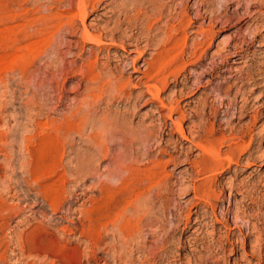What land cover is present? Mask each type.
Masks as SVG:
<instances>
[{"label":"rangeland","instance_id":"rangeland-1","mask_svg":"<svg viewBox=\"0 0 264 264\" xmlns=\"http://www.w3.org/2000/svg\"><path fill=\"white\" fill-rule=\"evenodd\" d=\"M58 1L0 0V264H188L187 260H191L189 264H264V252L260 255L252 247L257 236L264 248V156H260L264 151V138L258 139L264 128V109L257 113L255 101L259 92L264 93V37L252 44L250 34L254 32V19L250 15L264 8V0H202V5L198 0H102V4L90 12L87 20L90 26L102 27L109 22L110 28L112 22L120 20L123 22L121 33L125 36L155 37L157 41L165 38L168 28L176 25L186 13L185 18L194 22L187 33L190 43L186 61L191 58L194 41H200L193 33L195 28L200 24L208 28L207 22L212 20L214 36L210 47L202 48V62L190 65L180 77V80L188 78L186 89L181 94H172L175 87L170 80L163 98L177 100L181 106L189 105L184 108L188 114L184 120L187 132L200 129L205 135L213 125L219 136H228L232 130L231 137H239L238 132L249 127L244 144L251 143L253 154L251 158L250 153L241 156L237 165H224L217 174L200 175L185 164L169 165L164 172L157 171L158 179L165 182L147 195L148 204L140 215L132 212L133 216H143L134 240L125 244L124 238L120 242L122 238H112L113 233L109 231L101 245L92 251L80 234L85 224L82 213L90 205L87 201L90 196L99 197V187L103 184L117 186L123 175L115 169L117 160L148 170L155 162L166 160L164 154L180 155L182 161L188 153L180 149L185 141L170 131L172 122L166 116L167 111L156 113V105L146 102L148 95L136 100L133 106L134 95L144 92L143 86L128 87L126 91L133 94L130 98L104 93L100 100L90 102L88 92L95 85L87 83L82 72L92 45L86 44L85 54H81L77 46L81 23L77 22L76 29L60 28L53 42L44 41L47 34L50 36L52 26L58 25V17L65 16L76 0ZM254 2L257 3L253 6ZM122 4L132 7L130 13L133 14H120ZM251 5L253 8L249 7ZM101 7L114 9L116 14L109 17L110 13H104L106 10ZM200 12H204L202 19L197 17ZM150 25L153 27L148 29ZM107 48L99 51L94 47L100 66L106 63L114 66L116 56L126 55L122 49ZM29 49L32 50L28 52ZM235 53L244 57L239 64H232ZM18 56L24 57L19 60ZM142 64L143 60L138 66ZM247 70H251L253 81L247 77ZM126 76H130L131 84H136L141 75L131 74L130 70L124 78ZM261 103L264 104V99ZM194 108L204 113L195 121L189 119ZM78 109L80 115L73 118ZM256 113L257 120L249 124ZM66 118L74 122L83 118L84 127L65 141L61 164L51 161L52 147L40 157L38 151L44 135L41 125L49 121L53 126ZM176 118L174 115V120ZM190 123L196 128L191 129ZM98 140L103 145L97 147ZM223 144L221 150L225 152L227 143ZM194 148L192 155H188L191 160L200 154ZM32 152L33 158L29 156ZM248 158L252 166L244 169ZM88 166L96 171L89 170ZM63 173L68 179L66 193L75 194L72 190L76 188V193L81 195L77 203L69 195L63 209L52 212L42 195L49 186L59 185ZM193 185H201L204 191L200 193V200L195 199ZM209 186L214 193L205 198L203 194H207ZM190 211L201 214L198 224L193 223L198 217L194 214L185 225ZM129 214L132 216L131 212ZM226 227L231 229L229 235ZM246 234L251 235L244 240L242 235ZM235 240L240 242V247L234 246ZM114 245L116 249L112 250Z\"/></svg>","mask_w":264,"mask_h":264},{"label":"bare ground","instance_id":"bare-ground-1","mask_svg":"<svg viewBox=\"0 0 264 264\" xmlns=\"http://www.w3.org/2000/svg\"><path fill=\"white\" fill-rule=\"evenodd\" d=\"M198 3H200L202 5L203 1L198 0ZM255 3H257V2H254L252 5L254 6ZM48 4H49V2H48ZM101 4H102V0H76L74 3V7L68 8V10H67L68 13H66L65 16L60 15L58 17L59 23L56 22V24L58 23V25L52 26L50 36L47 34L48 38L44 39V41L47 43L51 42L52 39L54 38V35L56 34V32L58 30H60V28H62V27L66 26V28L76 29L77 28V22H80L82 29L79 30L80 41L78 42L77 46L79 47L81 54H83V53L85 54L86 44H88V45L91 44L93 47V48L91 47L90 49H88L89 51L87 53L89 54V57H88L86 62L84 61L85 62V71L82 72L85 81H88L87 83H91V84L95 85V87L94 86L91 87L89 92H88L89 94H88L87 98L92 100L90 102L94 103V101H93L94 99L100 100L104 93H115V94L120 95V97L123 96L126 98H130L133 94H129L126 91L128 87L137 88L138 86H143L145 91L134 95L135 102L133 103V106H135L137 104L136 100H139L140 98L145 97V95H148L149 99L147 98L146 102L156 105V107H157L156 113L161 114L163 111L164 112L167 111L168 115H166V114L165 115L172 122V127L170 126L171 127L170 131L172 133L173 132L177 133V135L180 136L183 141H185V143L181 146L180 149L187 150L186 153H188V154H187L186 158L182 161L179 160L180 155H179V157H176L173 155L164 154V155H166L167 159L166 160H160L159 162H155L153 164L155 166H153L151 169H148V170H139V169L135 168L134 165H131L132 162L126 164L125 162H122V159L119 161L117 160V162H118L117 168H115V167L114 168L117 169V171L119 173H121V174L123 173V175H121V177H120V180H119L117 186H110V185L103 184L101 187H99L98 188L99 197H91L90 196L89 199L87 200V201H89L90 205L87 209H85V211H84L85 213H82V214H84L85 224L82 226V229L80 230L81 231L80 234L82 237H84L88 241L89 248L91 249V251H92V249H94V247L97 248V246L99 247V245H101L104 236L107 235V233L109 231L113 233L112 238H114L115 236L118 238L121 237L122 238L121 241L118 240L120 242H122L123 238L125 240V242H124L125 244L128 240L132 241L133 237L138 233L140 225L143 223V219H142L143 216L141 215L142 218L141 217L139 218L137 214H139L141 212V210H143L147 206V204H148L147 195L154 188H157L161 184L162 181L165 182V180L161 179V181H160V179H158V175L156 173L157 171L164 172L166 170V168H168L169 165L185 164V165H191L192 169L196 170L197 174H200V173H202V174L203 173L204 174L205 173H209V174L212 173L213 174V173H216L217 171H219L220 169H222L224 167V165H228L229 167L231 164L237 165L239 163L238 161H239L240 157L243 155L250 153L249 154L250 158L253 155V154H251V148H252L251 143L249 142L248 144H244V140L246 139V137L248 138L249 127L245 131H242L243 129H241L238 132V134H240L239 137H231V135H233L232 130L228 136H225L224 134L219 136L218 135L219 133H217L213 129V125H212V128L210 129V131L207 132V134L202 135L203 132L200 131V129H198L199 131L197 130L198 132L197 131L195 132V130H196L195 125L196 124L193 122L195 125L193 126L190 123L192 125V126H190V128L195 129L194 130V132L196 133V136H195L193 134L194 132H187L186 128L184 127V120H185L186 116L188 115V114L187 115L185 114L184 108L188 104H183L181 106V103L177 100L170 99V98L169 99L163 98V94L166 92V90L170 86V80H172L174 87H175V90H173L172 94H174V95L175 94H181L186 89V85H188V83H189L188 78H185V79L183 78L182 80H180V77H181L182 73H185L187 71V68L190 65L196 66L202 62V56L204 53L203 52L204 50L202 48H205V47L209 48L211 45V40L214 36V30H213L214 24H213L212 20L207 22L208 28H206L202 24H200L199 26H197L195 28L194 32L191 30L199 38L200 41L199 42L194 41V43L192 45L193 50L191 52V58H190V60L186 61L185 56H187L186 50H187V46H188V42H189V37H188L187 33L189 32L188 30L190 28H193L192 24L194 22H192V20H190V19L185 18V17H187V14L185 12H184L185 13L184 16L181 19L179 18L180 19L179 22L178 23L176 22L177 23L176 25H171L170 28H168L169 29V32H167L168 35H166V37L163 38L162 40L157 41V40H155V37H147V38L143 39L140 37H134L132 35L125 36L123 33H121V27H123L122 26L123 22L120 20L112 22L113 24H112V27H110V28H109V25H110L109 22H106L102 27H96L93 25L92 26L88 25L87 20H88L89 14H91L90 12H94L96 10V5L100 6ZM252 5L249 7L253 8ZM246 7H248V6H246ZM101 9L106 10V11H104V13H110L109 17L112 16L113 14H116V13H114V9L108 10L105 7H103V8L101 7ZM131 10H132V7H129L128 5L122 4V6L119 7L118 11L120 14L125 16L127 13L131 14L130 13ZM183 11H184V9H183ZM134 13L136 14V12H134ZM251 14L252 15H250V14L249 15H250V18L254 19L253 20L254 23H252L253 28H254V32L250 33V34L253 35L252 44H255L258 41V39H263V37H264V8L263 9L260 8V10L254 11ZM203 15H204V12H200L197 15V17L202 19V18H204ZM188 17H189V14H188ZM136 18H137V16H136ZM139 18H141V17H139ZM63 19L64 20L66 19L65 23L63 22L64 21ZM96 19H98V18H96ZM185 19H186V21H185ZM52 22H54V21H52ZM168 23H169V21H168ZM46 25H47V23L44 26H46ZM48 27H50V26L48 25ZM152 27L153 26L149 27L148 29H150ZM142 28H143V26H142ZM129 29H130V27H129ZM47 32H49V31H47ZM129 32H130V30H129ZM13 33H14V31H13ZM57 33H59V32H57ZM74 33H75V31H74ZM119 35H120V37H119ZM51 45H52V43H51ZM42 46H40V48ZM94 47H96L99 51H103L107 47L108 48L109 47L110 48H119V49H122L126 55L121 54V55L116 56L114 58L115 59L114 66L108 65L109 63L108 64L106 63V64L100 66L99 65L100 62H98L97 55L95 54V51H94ZM226 47H228V44H227V46H225V49H226ZM27 48L28 47H26V49ZM31 50L32 49H29L27 51L29 52ZM150 50H152V53H148V51H150ZM221 50L222 49H220V51ZM100 53H102V52H100ZM133 53L136 54V56L131 57V55ZM237 53H235V55L233 56L235 59L232 61V64H239V63H241V60L244 59L243 56H240ZM146 55H148V57H149L148 59L147 58L144 59V57ZM18 57L20 60L21 56H18ZM22 57H24V56H22ZM83 60H84V58H83ZM141 60H143V64L138 66V64ZM23 61H21V63ZM128 61H130V62H128ZM27 67L29 69L30 65L29 66L27 65ZM23 69L25 70V68H23ZM130 70H131V74H140L141 75L138 78V82L136 84H131L130 76H126L127 78H124V75H128V72ZM28 71H30V70H28ZM203 75H205V74H203ZM246 75L249 79H251V80L253 79L252 75H251V70H247ZM19 77H20V75H19ZM176 88H177V90H176ZM5 90H6V88H5ZM113 97H114V95H113ZM263 99H264V93L263 92H261V93L259 92V94L257 96H255V101L258 103L257 113H260L264 109V104L261 103V101ZM84 101H85V99H84ZM129 101H130V99H129ZM84 106H86V105H84ZM87 106H88V104H87ZM76 111H77V113L76 114L74 113L75 115L73 116V118L77 117L79 112H80L79 109ZM73 112H75V111H73ZM190 112H192V114L189 115V119H193L194 121L200 115H204V113H201L196 109L194 111H190ZM257 113L252 117L249 124H251L253 121L257 120ZM174 115H177L176 120H174ZM67 118L65 120L63 119V122H61L59 124H55L53 126L48 120H47L48 122H45L43 124L41 123L44 135H42V139L40 141V148L38 151L39 156H40V152H41L40 157H42L43 154L46 155L48 148L52 147V149H53L52 153L53 154L50 157V159H52L51 161H53V162L57 161L58 164H61L63 157H64V152H65V141L68 140L74 133H80L82 126H83V123H84L83 118L79 119L76 122L72 121L71 119H67ZM106 126H108V125H106ZM148 126H149V124H148ZM2 128H4V127H2ZM49 130H50V132H49ZM105 132H106V130H105ZM97 133H99V132H97ZM108 134H109V132H108ZM98 136H99V134H98ZM263 138H264V128L259 132V135H258V139H263ZM223 143H227L226 144L227 150L225 152H222V150H221ZM95 145L98 147V146H101L103 144H102L101 140H98ZM193 147H195L194 149L198 150L200 154L198 153L199 156H196L195 159L191 160V158L188 155H190V156L192 155V152H193L192 148ZM100 149H101V147H100ZM105 150H107V149H105ZM33 152L29 154V156L31 158L34 157ZM119 154L120 153H118V155ZM260 156L261 157L264 156V151L261 153ZM260 156H258V157H260ZM250 158H248L249 160H247V162L244 163V165H243L244 169L251 168L252 162L250 161ZM72 163H74V162H72ZM86 169H88V168H86ZM89 170H93V172L96 171L94 168H90V167H89ZM96 173H98V172H96ZM107 173L109 174V171ZM96 175H98V174H96ZM161 175H163V174L161 173ZM100 177H102V176L100 175ZM168 177H166V179ZM109 178H110V176H109ZM114 181H116V180H114ZM143 181L146 184H144ZM67 183H68L67 175H66V173H63L61 176V181H60L58 186H56V185L49 186L44 191V193L42 192L43 193L42 196H44L45 201L48 202L49 206L52 209V212L60 211L61 209H63L64 201L70 195V194L66 193ZM103 183H104V181H103ZM107 183H109V182H107ZM85 188H87V187H85ZM192 188H193V193H194L195 199L200 200V198L202 197L200 195V193L204 192V191H202L201 185L194 186ZM115 190H117V191L115 192ZM212 190H213V188L211 186H209V190L207 191V194H205V195L203 194V197L207 198L210 195H212L214 193V191H212ZM72 191L75 194H72L70 196H73V199H74L73 202L75 203L77 201L79 195H81V194L76 193V191H77L76 188H73ZM206 201H207V199H206ZM206 203H208V202H206ZM209 204H210V202H209ZM130 212H131L132 216H129ZM132 212L137 213L136 214L137 216H133L134 214ZM148 212H150V211H148ZM194 214L198 215V217L196 218V220L198 222L195 220L193 223L195 225L199 223V220L202 219V216H200L201 214L199 215L198 212L196 213V212L190 211L187 215V220H185V221H187V222H185V225L188 224V221H190V219L192 218V216ZM226 229L228 232L227 234L229 235V233L231 232V229L228 227H226ZM254 230H255V228H254ZM251 231H252V229H251ZM247 235H251V234L242 235L244 240L246 239ZM258 239L259 238H257V236H254V240L252 241V243L254 245L252 247L258 252V254L262 255V253L264 252V248L261 246V243H259ZM196 241H197V239L194 240V243ZM215 242L220 243L219 241H215ZM233 243H234V246L240 244V242L238 240H235ZM249 243H251V241ZM122 244L123 243H121V245ZM243 244H244V242H243ZM127 245H125V246H127ZM221 246L219 247V249L221 248ZM115 247L116 246L114 245L112 250H114ZM239 247H240V245H239ZM119 248H120V246H119ZM93 253H91L90 255L94 257L95 255H92ZM114 253L116 254V252H114ZM118 261H119V259H118ZM187 261H188V264L191 262V260H187ZM203 263H205V262H203ZM233 264H236V263L233 262Z\"/></svg>","mask_w":264,"mask_h":264}]
</instances>
